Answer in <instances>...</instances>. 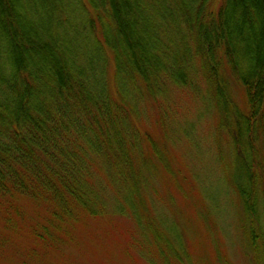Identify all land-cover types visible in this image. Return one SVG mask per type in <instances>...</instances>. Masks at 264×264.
<instances>
[{"label": "trees", "instance_id": "trees-1", "mask_svg": "<svg viewBox=\"0 0 264 264\" xmlns=\"http://www.w3.org/2000/svg\"><path fill=\"white\" fill-rule=\"evenodd\" d=\"M76 1L72 9L68 0H0V251L24 232L34 241L22 254L42 260L83 218L116 212L168 244L153 224L151 184L171 177L178 185V167L169 136L154 137L141 107L159 97L151 84L161 73L177 87L204 78L211 90L244 176L236 183L246 236L264 264V232L254 224L264 222V0ZM160 42L178 55L167 70L157 67ZM122 73L143 94L125 92ZM229 74L244 90V110L233 108ZM24 201L34 205L29 215Z\"/></svg>", "mask_w": 264, "mask_h": 264}, {"label": "rangeland", "instance_id": "rangeland-1", "mask_svg": "<svg viewBox=\"0 0 264 264\" xmlns=\"http://www.w3.org/2000/svg\"><path fill=\"white\" fill-rule=\"evenodd\" d=\"M68 1L72 9L80 7L76 0ZM81 17L78 11L77 20ZM153 31L158 34L156 27ZM171 34L173 46L179 47L181 52L182 42L177 39L175 31ZM159 45L162 51L156 52V56L162 61L157 67L164 66L167 70L175 65L178 55L176 51L165 50L166 42ZM106 51L100 50L104 78L107 73ZM152 66V69H145L153 77L158 69L155 62ZM181 73L179 70L176 76ZM156 75L159 77H153L151 88L160 91L159 97L156 93L148 104L143 99L141 107L150 111L146 125L154 137L169 136L166 144L173 160L172 167H178V185L171 177L151 184L158 190L149 205L151 215L156 218L153 224L161 230L157 232L168 244L155 241V237L144 231L135 219L116 212L83 218L70 228L74 233L73 239L66 240L61 248L49 249L42 260L36 258L31 262L22 254L30 253L27 249L33 245L32 238L23 232L22 237L16 240L11 234L9 242L4 243V249L0 251L1 255L7 249L4 255H9V261L5 264L257 263V253L246 236L249 221L236 183L244 176L237 171L229 127L222 125L213 97L209 100L211 90L207 89L204 78L195 81L199 86H195L191 77L189 86L177 87L163 74ZM228 77L231 89L228 93L233 108L244 110V90L233 74ZM120 81L128 94L135 92L138 97L143 94L144 89L136 83V77L133 81L122 73ZM257 145L260 148V141ZM262 159L261 153L256 154V162L260 164ZM256 169L257 176H260L261 168ZM22 205L29 215V208L34 205L28 201ZM113 210V205H110L109 212ZM1 222L3 216L0 212V225ZM254 224L258 231L264 232V222L259 219Z\"/></svg>", "mask_w": 264, "mask_h": 264}]
</instances>
